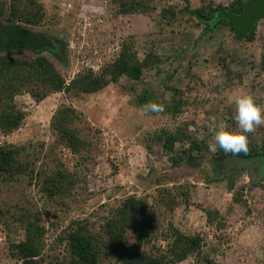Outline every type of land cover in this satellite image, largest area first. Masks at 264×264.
Segmentation results:
<instances>
[{
  "label": "rangeland",
  "instance_id": "1",
  "mask_svg": "<svg viewBox=\"0 0 264 264\" xmlns=\"http://www.w3.org/2000/svg\"><path fill=\"white\" fill-rule=\"evenodd\" d=\"M6 1L0 0L3 7ZM39 1L45 6L47 16L41 27L31 30L63 44L66 65L47 52L43 55L54 62L67 83L83 69L98 70L102 63L113 58L122 42L131 41L139 57L154 44L156 53L166 58L160 74L149 72L142 80L154 96L152 101L163 106L164 110L157 114L142 115L141 107L130 106L128 97L120 95L117 85L113 84L96 95L76 91L51 94L38 104L26 95L16 99L18 107L26 113L24 124L9 136L0 134V145L5 142L24 144L27 154L37 156L40 145H46L51 139L49 121L60 104L82 111L102 134L99 152L76 166L83 206L68 214L42 207L46 225L52 221L59 224L56 232L49 230L47 249L56 233L72 219L96 220L130 195L151 202L160 179L178 198L181 191L187 190L189 203L177 207L172 214L162 212L159 216L161 230L170 221L185 233H205L208 237L204 255H209L214 264H264V190L260 188L264 187V177L257 179L259 163L235 157L221 158L210 151L200 158L196 155L197 159L191 164L184 162L175 167L158 146L149 153L142 144L147 132L172 124L167 114L170 91L166 86H176L184 92L188 105L178 120L194 122L190 128L198 130L197 136H211L209 124L213 118L218 127L238 131L237 124L230 125L231 113L235 115V106L227 103L231 94L250 95L264 109V73H258L264 55V20L255 28L253 42H237L222 27L212 38L203 36V26L194 28L192 23H187L188 14H177L174 20L170 19V24L166 17L161 19V9L175 13L183 9L184 4L179 0H163L152 13L118 17L113 15L109 0ZM200 1L191 0V9L198 7ZM212 1L229 4L232 0ZM219 46L223 50L216 54ZM14 56L32 58L35 55L22 47ZM219 56L228 57L226 63L231 73L240 74V79L233 77L230 83L225 81L226 71L219 65ZM233 56L241 58L242 63L229 62ZM191 75L199 80L189 85ZM166 76L172 78L169 80ZM120 84L125 85L124 79ZM221 84L218 93L215 86ZM186 86L190 89L186 90ZM260 129H264V125L249 134L257 142L261 139ZM63 158L70 167L77 162L67 151L63 152ZM253 179L258 187H250ZM242 187H245L242 194L246 207L232 201L233 194ZM31 192L41 206L36 189L31 188ZM207 208L218 209L227 216L229 227L225 232L231 237L228 245L218 244L205 226L203 210ZM21 238L20 232L11 235L14 241ZM0 264H18L8 258L7 237L1 229ZM179 264H194V260L189 258Z\"/></svg>",
  "mask_w": 264,
  "mask_h": 264
},
{
  "label": "trees",
  "instance_id": "2",
  "mask_svg": "<svg viewBox=\"0 0 264 264\" xmlns=\"http://www.w3.org/2000/svg\"><path fill=\"white\" fill-rule=\"evenodd\" d=\"M161 1L109 0V3L113 15L118 17L152 13ZM179 1L184 4L183 9L176 13L161 9L160 18L166 17L170 24V19L174 20L177 14H188L187 23H192L194 28L203 26V36L212 38V34L222 27L237 42L255 40V30L244 36L225 20L212 23L218 10L240 13L244 4L252 0H232L229 4L201 0L200 5L193 9L191 0ZM4 4V24L31 30L41 27L47 16L45 6L39 0H8ZM63 48L46 52L66 65ZM222 50L219 46L215 52L218 54ZM16 52L0 51V134L4 136L13 134L24 124L26 113L18 107L16 99L19 96L26 95L38 104L51 94L76 91L96 95L113 84L117 85L120 95L128 97L130 106L141 107L153 102L154 96L144 87L142 80L149 72L160 74V67L166 62V58L156 53L154 44L139 57L131 41L122 42L113 58L102 63L98 70L83 69L67 83L54 62L43 53L32 52L34 57L24 58L14 56ZM227 58L219 56L218 62L226 71L225 81L230 83L233 77L240 79L241 75L231 73ZM233 61L242 63L239 57H231L229 62ZM258 73H264V55L259 62ZM167 78L170 80L172 76ZM122 79L125 85L120 84ZM198 80L191 75L189 85ZM221 86H215L218 93ZM166 88L170 91L167 114L172 124L147 132L142 144L149 153L158 146L172 166L177 167L184 162L191 164L197 156L200 158L210 152L208 144L213 133L211 136H197L198 130L190 128L194 122L178 120L188 105L187 99L178 87ZM185 89H190V86ZM230 117V125L235 127L234 114L231 113ZM260 131L258 142L247 134L249 150L246 155L225 154L219 148L215 155L243 161L264 156V129ZM49 132L51 139L46 145H40L37 156L27 154L24 144L5 142L0 145V229L7 237V255L11 261L18 264H179L192 258L194 264H214L209 255H204L208 237L205 233H185L170 221L164 230L160 229L162 212L172 214L177 207L189 205L187 190L181 191L179 199L160 179L155 195L150 197L151 202L130 195L96 220L72 219L56 233L47 249L49 230L56 232L59 224L52 221L46 225L42 207L68 214L83 206L76 166L97 154L102 140L101 131L88 121L84 113L67 104H60L55 109L49 121ZM64 151L77 159L74 166L70 167L64 161ZM255 181L252 180L250 187H258ZM31 188L36 189L41 206L32 195ZM260 188L264 190L263 186ZM244 189L242 187L232 196L233 203L240 207L247 205L242 194ZM203 214L205 226L211 230L215 241L228 245L231 237L225 232L229 227L227 216L214 208L204 209ZM17 232L22 233L21 240H11V235Z\"/></svg>",
  "mask_w": 264,
  "mask_h": 264
},
{
  "label": "water",
  "instance_id": "3",
  "mask_svg": "<svg viewBox=\"0 0 264 264\" xmlns=\"http://www.w3.org/2000/svg\"><path fill=\"white\" fill-rule=\"evenodd\" d=\"M4 7L0 3V51L16 52L23 47L31 52L44 53L56 49L54 39L20 25L4 24ZM264 19V0H252L244 4L240 13L225 9L215 12L212 23L225 20L241 35L254 32L259 21Z\"/></svg>",
  "mask_w": 264,
  "mask_h": 264
},
{
  "label": "clouds",
  "instance_id": "4",
  "mask_svg": "<svg viewBox=\"0 0 264 264\" xmlns=\"http://www.w3.org/2000/svg\"><path fill=\"white\" fill-rule=\"evenodd\" d=\"M258 25V24H257ZM227 103L235 106L234 120L238 131H228L224 126H217L214 118L209 124V131L213 133L208 148L211 152L217 149L223 150L225 154L234 156L248 153V135L254 133L256 128L264 125V109L258 106L253 97L247 94H231L227 97ZM163 106L155 102L142 105L140 113L147 115L152 112H162Z\"/></svg>",
  "mask_w": 264,
  "mask_h": 264
},
{
  "label": "flooded vegetation",
  "instance_id": "5",
  "mask_svg": "<svg viewBox=\"0 0 264 264\" xmlns=\"http://www.w3.org/2000/svg\"><path fill=\"white\" fill-rule=\"evenodd\" d=\"M54 41H55V45H56V49L54 51L63 47V44H61L60 41H56V40H54ZM249 160H254V161H256V163H259V165H260L258 168L259 171L257 174V179H259L260 177H264V156H260V157L257 156V157H254L252 159H249Z\"/></svg>",
  "mask_w": 264,
  "mask_h": 264
}]
</instances>
